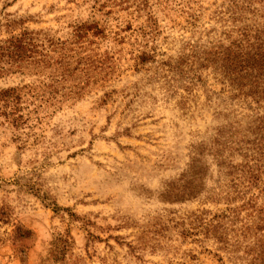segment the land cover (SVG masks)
Wrapping results in <instances>:
<instances>
[{
    "label": "rangeland",
    "instance_id": "rangeland-1",
    "mask_svg": "<svg viewBox=\"0 0 264 264\" xmlns=\"http://www.w3.org/2000/svg\"><path fill=\"white\" fill-rule=\"evenodd\" d=\"M94 1L0 0V264H239L205 225L227 206L210 158L202 194H169L221 119L184 114L159 62L240 26L241 0Z\"/></svg>",
    "mask_w": 264,
    "mask_h": 264
},
{
    "label": "trees",
    "instance_id": "trees-1",
    "mask_svg": "<svg viewBox=\"0 0 264 264\" xmlns=\"http://www.w3.org/2000/svg\"><path fill=\"white\" fill-rule=\"evenodd\" d=\"M129 1L102 0V6L111 4V12L112 8L122 7ZM131 1L136 4L138 13L149 2ZM241 3L235 5L233 12L238 16L232 17L233 21L242 22L240 26L218 36L206 33L187 40L175 58L159 62L163 78L168 80V90L182 92L177 103L184 114L192 116L196 110L208 108L214 119H221L219 125L212 128L214 135L209 143L190 144L188 169L179 179L190 176L191 180H187L190 183L177 188L178 191L172 184L169 194L176 200L202 194L203 184L196 187L194 181L201 179L208 160L204 158L209 157L217 178L206 198L223 200L227 206L205 225L216 234L215 239L223 245L221 250L239 264H264V0H241ZM187 9L186 22L193 25L197 15L189 5ZM245 14H250V19ZM94 26L75 25L73 35L79 40ZM156 27L157 23L151 21V34L158 33ZM25 39L16 38L17 43L22 42V49H26L24 53L29 51L30 44V39ZM66 43L55 40L56 46ZM139 58L143 63L154 57L144 53ZM199 92L203 101L199 99ZM1 95L5 93L0 92ZM208 167L209 164L204 169Z\"/></svg>",
    "mask_w": 264,
    "mask_h": 264
}]
</instances>
